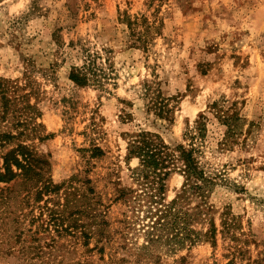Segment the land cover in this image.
Here are the masks:
<instances>
[{
    "label": "rangeland",
    "instance_id": "374dc122",
    "mask_svg": "<svg viewBox=\"0 0 264 264\" xmlns=\"http://www.w3.org/2000/svg\"><path fill=\"white\" fill-rule=\"evenodd\" d=\"M147 3L0 0V75L22 81L26 71L35 81L38 121L44 125L41 133L51 135L26 143L48 159L41 179L54 187L38 195L35 190L42 180L17 178L9 183L14 190L10 213L0 223V264H102L96 250L88 249L96 238L83 246L85 238L79 230L84 226L90 232L95 227L87 187L106 201L110 181L118 177L122 183L131 182L127 168L138 160L125 161L122 132L141 128L158 132L169 145L186 142L183 133L201 112L207 120L203 138L193 140L199 145L198 159L244 187L236 192L217 185L212 199L219 210L229 205L238 216L251 239L248 251L231 261L227 242L218 234L214 247L198 241L145 259L136 249L143 236L131 231L124 240L105 245L103 263L264 264V202L260 200H264V0ZM123 13L143 14L161 23L146 50L130 44L128 30L118 18ZM71 42L75 48L107 50L114 80L106 88L80 87L68 78L69 65L77 61L68 53ZM145 79L155 81L164 96L177 97L171 123L155 120L146 111ZM212 99L224 106L234 104L242 117L231 146H223L225 126L207 108ZM127 113L129 119L122 122ZM93 144L100 147L101 155L90 156ZM84 178L90 183L82 185ZM182 181L178 172L166 179L167 199ZM119 212V205H112L106 219L114 220ZM69 220L78 226H68ZM117 226L111 223L112 236ZM112 250L117 251L113 261L108 259Z\"/></svg>",
    "mask_w": 264,
    "mask_h": 264
},
{
    "label": "trees",
    "instance_id": "16d2710c",
    "mask_svg": "<svg viewBox=\"0 0 264 264\" xmlns=\"http://www.w3.org/2000/svg\"><path fill=\"white\" fill-rule=\"evenodd\" d=\"M147 1L150 5L162 0ZM118 18L125 24L132 46L146 50L153 37L160 32L161 23L155 19L149 20L143 14L130 16L123 13ZM69 46L68 53L77 61L69 65L68 78L75 85L106 88V84L114 80V67L106 54L107 50H90L84 45L75 48L72 42ZM21 79L0 75V223L10 213V200L13 198L10 194L14 190L9 185L11 181L17 178L24 182L32 178L42 180L35 190L38 195L54 188L50 187L48 180L41 179L44 169L49 167L48 159L26 143V140H42L51 134L41 133L44 125L38 121L41 110L35 81L26 71H23ZM142 88L146 111L155 120L171 123L178 105L177 97L164 96L151 79H145ZM233 106H224L219 99H212L207 104L208 110L225 126L221 138L223 146H231L239 133L242 117ZM129 117V113L121 116L122 122ZM206 120V114L199 113L194 124L183 133L186 142L173 145L166 143L156 131L138 128L122 132L126 141L125 161L129 163L132 158L138 160L137 165L127 168L131 182L122 183L118 177L110 181L111 192L106 201L91 186L87 187L93 199L95 227L90 232L85 231L84 226L79 230L80 236L85 238L83 246L88 245V239L96 238L95 245L88 249L96 250L102 264H105V245L118 239L124 240L131 231L142 234L143 240L136 249L138 255L145 259L159 257L165 252L174 253L198 241H207L214 247L219 237L226 240L232 254L231 261L248 251L251 239L243 230L238 216L229 205L219 210L212 199L213 189L217 185H227L236 192L244 190V187L231 183L220 171L207 169L198 159L199 145L193 140L203 138ZM89 150L91 157L102 154L95 144ZM174 172L181 174L183 181L175 195L167 199L165 181ZM88 183L89 178L81 180L82 185ZM112 205H119L120 212L111 221L106 219V215ZM70 221L72 225L68 226H78ZM111 223L118 225L113 230L114 236L109 231ZM116 256L117 251L112 250L108 259L113 261Z\"/></svg>",
    "mask_w": 264,
    "mask_h": 264
}]
</instances>
